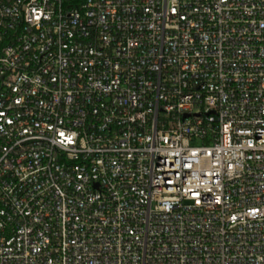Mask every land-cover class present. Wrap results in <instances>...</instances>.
<instances>
[{
    "label": "built area",
    "instance_id": "obj_1",
    "mask_svg": "<svg viewBox=\"0 0 264 264\" xmlns=\"http://www.w3.org/2000/svg\"><path fill=\"white\" fill-rule=\"evenodd\" d=\"M0 264H264V0H0Z\"/></svg>",
    "mask_w": 264,
    "mask_h": 264
}]
</instances>
